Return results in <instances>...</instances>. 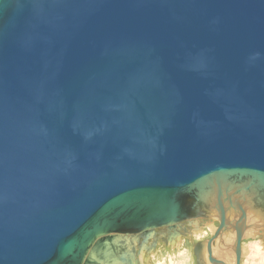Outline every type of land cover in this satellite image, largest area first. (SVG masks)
Listing matches in <instances>:
<instances>
[{"label":"water","instance_id":"water-1","mask_svg":"<svg viewBox=\"0 0 264 264\" xmlns=\"http://www.w3.org/2000/svg\"><path fill=\"white\" fill-rule=\"evenodd\" d=\"M249 204L264 0H0V264H140L194 209L239 264Z\"/></svg>","mask_w":264,"mask_h":264},{"label":"rangeland","instance_id":"rangeland-1","mask_svg":"<svg viewBox=\"0 0 264 264\" xmlns=\"http://www.w3.org/2000/svg\"><path fill=\"white\" fill-rule=\"evenodd\" d=\"M215 215H216V213H215ZM226 216H227V214H226ZM246 218H247L248 224L254 226V221L252 220L253 221L252 222L250 220V219H252L251 215L250 214L246 215ZM203 221L204 222L201 221L199 223V225L201 224V227L203 229L202 232H195L194 231V234H195L194 237L191 236L192 233H191V235L187 234V238L185 239L186 242L184 243V240H183L182 241L183 243L181 242V244L178 246L176 244L175 245L172 244L175 247L172 250H171V248H163V246H161V245L156 246V247H158V251L155 252L154 255L150 256L148 263L149 264H157V263H159V264H170L171 259L176 263L177 259L179 257H181V258H179V262L177 264H182L184 261H185L184 264H193V258H192L191 253H190L191 243L195 239L206 240L208 238V235H207L208 229L205 228V224H207V222L205 220H203ZM197 231H199V230H197ZM251 231H254V230L250 226V227H248V229H246V232L243 234V240H242L243 249H245L247 251V253L245 251L243 252L240 264H264V243H263L264 242V236L258 235L256 233H255L256 234L255 235L254 233H251ZM233 234H234V231H231V232L226 231L222 234L223 235L222 237H224V239L227 236H230V238H227V241L225 240V246L233 245V237H232ZM251 234H253L254 236ZM176 238H180V236H177ZM172 242L164 243V245L167 246L168 244H170ZM160 243H162V242H160ZM244 247H246V248H244ZM224 249H232V248L231 247L226 248L220 242H217L216 244L213 245L212 256L220 259V257L216 256L214 253V252H218L220 254L227 255V256L231 257V253L225 251ZM154 250H151L149 253H152ZM174 250H176V251H174ZM179 250L181 251V253L178 252ZM167 251H169V252H167ZM255 252L258 254H256ZM149 253L141 252L140 255L144 254V257H147V255ZM173 254H175V258H173V256H172ZM140 255H139V259H140ZM182 256H184V257H182ZM228 262H230V264L234 263L233 260H231V261L229 260Z\"/></svg>","mask_w":264,"mask_h":264},{"label":"flooded vegetation","instance_id":"flooded-vegetation-1","mask_svg":"<svg viewBox=\"0 0 264 264\" xmlns=\"http://www.w3.org/2000/svg\"><path fill=\"white\" fill-rule=\"evenodd\" d=\"M196 209H194V210H192V211H190V215H191V217H194V219H192V218H189V219H186V220H183L182 222H181V227L179 228V229H177V230H179L178 232H179V236H180V238L181 239H183L184 240V243L186 242L185 241V239L187 238V234L188 235H191V233H192V235L191 236H195V234H194V231H196L195 230V228H194V223H195V221H198V227H200V228H202L201 227V224L199 225V223L202 221V222H204L203 220H205L206 221V215H207V212H203V211H199L198 212V214L196 215ZM215 213H216V216L218 217V214H217V212L216 211H214ZM225 219H226V228H225V230H228V232H231V231H233L234 229H235V226H233V224L232 223H238V221H239V219H240V217L239 216H237V217H235L234 219H229V218H227V216H226V214H225ZM207 222V221H206ZM213 225H216L215 227H216V229H215V231L217 230V228L219 227V220L217 219V220H215V221H210ZM247 224H248V222H247V220H246V222H245V224H244V230H245V228H246V226H247ZM249 226H251V227H253V225H250L249 224ZM248 226V227H249ZM155 230H157V232L161 235V233H166V231L165 230H167V229H165V228H160V229H155ZM229 230H231V231H229ZM214 231V232H215ZM196 232H198V231H196ZM207 235H208V238L206 239V240H200V239H195L192 243H191V246H190V253H191V256H192V258H193V264H210L211 262H210V258H212L213 260H215V261H218V262H221V263H223V264H228V262H226V261H222L221 259H219V258H216V257H214V256H212V248H213V245L214 244H216L217 242H220V243H222V236L221 237H218L217 239H215V240H213L212 241V243L210 244V249H208V246H207V243H208V241L210 240V239H212L213 238V234L211 233V232H209V230H208V233H207ZM158 237H160V236H158ZM242 240H243V235H242V238H241V240H240V243H239V247L241 248V243H242ZM160 242H162V243H160ZM158 243H160V244H163L164 245V242L162 241V238L161 239H159L158 241H157V243H156V245H158ZM199 244V245H198ZM198 245V248H197V250H196V254H195V247ZM165 246V245H164ZM228 247H231L232 249H233V247L236 249L235 250V252H237V245H236V238H235V235H234V241H233V245H231V246H228ZM209 251H210V256H209ZM205 255V256H204ZM209 258V259H208ZM234 263L233 264H236V253H235V255H234ZM239 262H241V255H240V260H239Z\"/></svg>","mask_w":264,"mask_h":264},{"label":"bare ground","instance_id":"bare-ground-1","mask_svg":"<svg viewBox=\"0 0 264 264\" xmlns=\"http://www.w3.org/2000/svg\"><path fill=\"white\" fill-rule=\"evenodd\" d=\"M232 211V212H231ZM230 212H228L227 213V218H229V219H234L235 217H237L236 216V214L234 213V211L233 210H231ZM242 211L244 212V215H245V222H246V220H247V218H246V215H248V214H250L251 215V218L252 219H250L251 221L253 220L254 221V226L252 227V229L254 230V231H251V233H256V234H258V235H262V236H264V213H258V211L257 210H255L254 208H253V206H251V204H249V206H247V207H242ZM234 213V214H233ZM218 219V217L215 215V212H214V210H210V211H208L207 212V215H206V221H207V224H205V228L206 229H208L209 230V232H211L212 234L214 233V231H215V229H216V225H213V224H211V222H210V220H212V221H215V220H217ZM252 221V222H253ZM248 222V221H247ZM234 226V225H233ZM248 226H249V224H247V226H246V228H245V230H244V232H243V234L246 232V229H248ZM250 227V226H249ZM194 228H195V230L197 231V230H199L198 232H202V228H200V227H198V221H195V223H194ZM195 231V232H196ZM242 234V235H243ZM255 234V235H256ZM251 235H253V234H251ZM254 236V235H253ZM232 237H233V241H234V234L232 235ZM227 238H230V236H227L225 239H224V237H222V245L224 246V247H226V248H229L228 246H225V240L227 241ZM183 241V239H181V238H176L172 243H170V244H168L167 246H164V245H162V244H160V243H158V245L160 246H163V248H171V250L173 249V248H175L172 244H176L177 246L178 245H180L181 244V242ZM169 243V242H168ZM183 243V242H182ZM243 243V242H242ZM241 243V248H240V255H241V258H242V254H243V252L245 251L246 253H247V251L245 250V249H243V244ZM264 243V242H263ZM158 245H156V246H158ZM171 245V246H170ZM155 246V250L152 252V253H149L148 255H147V257H144V254H142V255H140V259H139V262H140V264H149L148 262H149V258H150V256H152V255H154V253L155 252H157L158 251V247H156ZM244 248H246V247H244ZM225 251H227V252H229V253H231V257H229V256H227V255H223V254H220V253H218V252H214L215 253V255L216 256H218V257H220V259L222 260V261H226V262H228L229 260L231 261V260H233L234 261V255H235V248L233 247V249H224ZM233 250V251H232ZM174 251H176V250H174ZM167 252H169V251H167ZM171 252V251H170ZM179 253H181V251L179 250L178 251ZM233 252V253H232ZM256 253V252H255ZM256 254H258V253H256ZM262 255V254H261ZM173 256V258H175V254H173L172 255ZM205 256V255H204ZM182 257H184V256H182ZM179 258H181V257H179ZM179 258L177 259V262L175 263L172 259L170 260V264H177L178 262H179ZM209 259V258H208ZM228 260V261H227ZM168 262V261H167ZM185 262V261H184ZM184 262L182 263V264H184ZM157 264H159V263H157ZM228 264H230V262H228ZM239 264H240V262H239Z\"/></svg>","mask_w":264,"mask_h":264}]
</instances>
